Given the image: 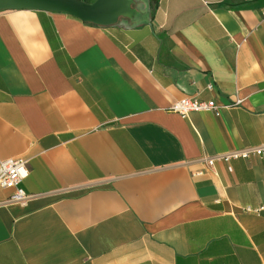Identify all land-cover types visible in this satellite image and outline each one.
<instances>
[{
	"label": "crops",
	"instance_id": "obj_1",
	"mask_svg": "<svg viewBox=\"0 0 264 264\" xmlns=\"http://www.w3.org/2000/svg\"><path fill=\"white\" fill-rule=\"evenodd\" d=\"M263 8L0 11V161H27L29 196L0 188V264H264V159L205 160L264 146ZM182 98L220 113L167 111Z\"/></svg>",
	"mask_w": 264,
	"mask_h": 264
},
{
	"label": "water",
	"instance_id": "obj_2",
	"mask_svg": "<svg viewBox=\"0 0 264 264\" xmlns=\"http://www.w3.org/2000/svg\"><path fill=\"white\" fill-rule=\"evenodd\" d=\"M66 13L100 27L134 28L150 23V0H0V11Z\"/></svg>",
	"mask_w": 264,
	"mask_h": 264
},
{
	"label": "built area",
	"instance_id": "obj_3",
	"mask_svg": "<svg viewBox=\"0 0 264 264\" xmlns=\"http://www.w3.org/2000/svg\"><path fill=\"white\" fill-rule=\"evenodd\" d=\"M264 15V8H263ZM210 89L211 86H208ZM220 106L214 101H198L193 98H182L172 103L167 111L176 113L182 118H186L192 112H211L218 116ZM251 156H257L264 159V146L246 147L241 150H231L223 155L206 158L208 166H212L215 161L227 163L232 160H247ZM26 164L24 158L5 159L0 161V188L11 189L9 200L13 203L25 205L29 196L21 186L26 177ZM247 211L249 209H246Z\"/></svg>",
	"mask_w": 264,
	"mask_h": 264
},
{
	"label": "trees",
	"instance_id": "obj_4",
	"mask_svg": "<svg viewBox=\"0 0 264 264\" xmlns=\"http://www.w3.org/2000/svg\"><path fill=\"white\" fill-rule=\"evenodd\" d=\"M82 1H86V2H91V0H82ZM153 0H150V2L152 3Z\"/></svg>",
	"mask_w": 264,
	"mask_h": 264
},
{
	"label": "flooded vegetation",
	"instance_id": "obj_5",
	"mask_svg": "<svg viewBox=\"0 0 264 264\" xmlns=\"http://www.w3.org/2000/svg\"><path fill=\"white\" fill-rule=\"evenodd\" d=\"M150 9H151V2H150Z\"/></svg>",
	"mask_w": 264,
	"mask_h": 264
}]
</instances>
